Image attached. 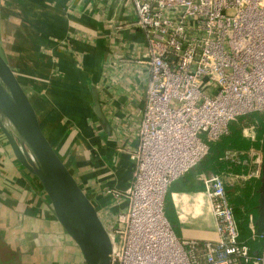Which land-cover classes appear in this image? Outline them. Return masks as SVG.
Instances as JSON below:
<instances>
[{
    "label": "crops",
    "instance_id": "crops-1",
    "mask_svg": "<svg viewBox=\"0 0 264 264\" xmlns=\"http://www.w3.org/2000/svg\"><path fill=\"white\" fill-rule=\"evenodd\" d=\"M136 23L132 0H0V53L47 123L55 108L66 117L51 130L53 142L107 229L127 206L124 197L109 191L125 193L132 186L131 156L148 88L149 70L141 63L147 43ZM91 87L105 123L92 109ZM83 119L82 141L75 148L68 125ZM193 173L167 193L180 240L214 241L215 219L204 184ZM242 190L227 189L233 208ZM0 264H85L43 185L21 164L1 127Z\"/></svg>",
    "mask_w": 264,
    "mask_h": 264
},
{
    "label": "built area",
    "instance_id": "built-area-1",
    "mask_svg": "<svg viewBox=\"0 0 264 264\" xmlns=\"http://www.w3.org/2000/svg\"><path fill=\"white\" fill-rule=\"evenodd\" d=\"M146 38L141 63L149 70L145 108L126 209L112 229V264H264V234L251 255L227 193L233 183L261 181L264 150L228 151L243 174L203 175L215 219L214 241L180 240L165 215L169 187L229 134L240 117L264 113V0H132ZM256 142V125L243 129Z\"/></svg>",
    "mask_w": 264,
    "mask_h": 264
},
{
    "label": "water",
    "instance_id": "water-1",
    "mask_svg": "<svg viewBox=\"0 0 264 264\" xmlns=\"http://www.w3.org/2000/svg\"><path fill=\"white\" fill-rule=\"evenodd\" d=\"M92 109L105 123L97 91ZM8 122L12 134L5 127ZM0 127L21 164L39 179L51 199L57 220L78 246L85 264H112L113 238L98 211L59 155L52 129L0 53ZM51 135V136H50ZM257 234H264V165L260 181ZM259 231V232H258Z\"/></svg>",
    "mask_w": 264,
    "mask_h": 264
},
{
    "label": "trees",
    "instance_id": "trees-1",
    "mask_svg": "<svg viewBox=\"0 0 264 264\" xmlns=\"http://www.w3.org/2000/svg\"><path fill=\"white\" fill-rule=\"evenodd\" d=\"M248 125H256V142H251L243 136V129ZM251 149L264 150V115L259 116L258 113L242 116L237 122L231 123L229 126V134L222 137L217 142L211 143L206 158L192 169L193 172H195V174L193 173V177L196 175V179L199 178L202 182L203 175H223L228 173L243 174L246 170L245 166L234 163L231 160H226L225 154L228 151L244 153L245 155L241 157V162L243 163V161L247 159L246 154ZM260 184L259 181L256 188L252 185L251 190L245 195L244 190H242L241 198L235 200L237 208H234L235 218L241 232L240 241L249 247L251 255L253 256L259 254L262 249V241L259 238L253 239V232L250 229L249 220V216L253 215L257 230L256 223L259 215ZM179 185L184 188L185 184L179 181ZM227 189L229 188L227 187ZM170 209H172L174 221H176L170 194H167L165 199V215L169 213Z\"/></svg>",
    "mask_w": 264,
    "mask_h": 264
},
{
    "label": "rangeland",
    "instance_id": "rangeland-1",
    "mask_svg": "<svg viewBox=\"0 0 264 264\" xmlns=\"http://www.w3.org/2000/svg\"><path fill=\"white\" fill-rule=\"evenodd\" d=\"M12 69V68H11ZM14 73H15V71H14ZM16 75H17V73H15ZM20 79V78H19ZM22 85H23V83H22ZM23 87L24 88H26V86L25 85H23ZM27 92H29V91H27ZM80 110H82V109H80ZM61 111V110H60ZM59 110H57L56 108H55V110L54 111H52L53 113L51 114V116H50V120H51V123H49V125H51V127L53 128L52 130H53V132H56L57 131V129L59 128V125H60V122L62 121V118L64 117V115L62 114V112H60ZM84 113H87L86 111L84 112ZM255 114V113H254ZM258 115L259 116H262V115H264V113H258ZM64 118H66V117H64ZM73 119V118H72ZM238 121V120H237ZM237 121H235V122H237ZM64 124H65V121H64ZM83 124H85V121H84V119H83V121L82 122H78V123H72L71 122V124L70 125H68L69 127H70V129H69V139H70V142L71 143H76L75 145V148L78 146V145H80L79 144V142H81L82 140L80 139V138H82V135H80V130H81V127L83 126ZM13 130V129H12ZM247 170V169H246ZM251 181H253V180H251ZM251 181H247V182H241V183H233V181H230L229 179H227V187L229 188V190L231 191V192H235L236 190H242V189H244V195L245 194H247L250 190H251V187H252V184H253V182H251ZM242 187V188H241ZM126 199V198H125ZM127 201V200H126ZM127 207V206H126ZM126 209V208H125ZM124 209V210H125ZM118 215H120V213L118 214ZM117 215V216H118ZM173 211H172V209H170L169 210V213L166 215L167 216V219H168V221L170 222V224H171V226H172V228H173V230H174V232H175V234H176V236L179 238V239H181V228H180V226H179V224L178 223H176V221H174V217H173ZM117 216L115 217V219L117 218ZM115 225V224H114ZM112 227H108V230H109V232H111L112 233V229H111ZM259 232V231H258ZM6 256H8V257H10V253H7L6 252Z\"/></svg>",
    "mask_w": 264,
    "mask_h": 264
},
{
    "label": "bare ground",
    "instance_id": "bare-ground-1",
    "mask_svg": "<svg viewBox=\"0 0 264 264\" xmlns=\"http://www.w3.org/2000/svg\"><path fill=\"white\" fill-rule=\"evenodd\" d=\"M12 128V127H11ZM13 129V128H12ZM180 201V200H179ZM187 201V200H186ZM200 201V200H199ZM186 203V202H185Z\"/></svg>",
    "mask_w": 264,
    "mask_h": 264
}]
</instances>
